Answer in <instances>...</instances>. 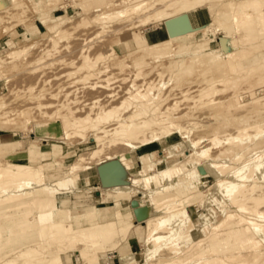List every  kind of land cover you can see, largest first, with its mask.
<instances>
[{
	"label": "rangeland",
	"instance_id": "1",
	"mask_svg": "<svg viewBox=\"0 0 264 264\" xmlns=\"http://www.w3.org/2000/svg\"><path fill=\"white\" fill-rule=\"evenodd\" d=\"M202 1L193 0L184 6H180L176 11L178 15L187 14L192 22L191 27L184 33V36L192 30L197 31L198 28L212 23L213 15L207 10L206 6H200ZM221 1L235 2L239 0ZM128 2L129 0H0V95L5 96L7 104L17 109V111L26 110L27 106L22 104L26 99L23 87L33 83L38 78L51 81L45 88H52V91L55 90L58 84L62 83L61 85L64 86L67 82L68 77L65 76V73L72 72V69L61 64L38 69L35 73L29 71L34 66L40 51L49 47L54 33L64 28L66 31L69 29L67 33L70 31L72 34L70 40L63 41L57 46V51L53 53L52 58H64L67 62L74 61L78 65L79 60L70 52L79 47L82 40L94 37L97 32L101 31L103 25L100 22L97 23L95 17L104 15L109 11L122 10ZM17 4L20 7H17ZM52 10H55L53 14H49ZM213 14H219V6L214 8ZM219 19L224 33L217 31L209 39H203L201 34L190 39L179 38L175 42L176 49L169 56L158 60L142 58L133 52L135 48L143 45L157 44L167 40L168 34L165 23L151 22L147 24L148 26L139 25L132 30H127L124 26L130 21L115 20L107 22L105 25L111 27L108 28L110 32L106 30L108 31L107 33L93 40V46L96 49L102 48V50L107 51L108 45L114 49L113 56L105 63L111 65V70L115 74L116 79L111 82L110 88L103 90V92L120 95L125 86H138V82L141 81V79H135V72L138 71H140L139 78L141 77L155 83L159 82V78L155 74L160 72L162 75L161 89L163 91L169 90L170 83L168 79L175 72L172 69H168V63H178L181 58L188 57L191 54L192 47L197 49L196 65L193 67L192 78L188 79V82L187 79L184 80L185 85L183 87L187 83H191L190 86L193 87V90L198 87L206 88L209 86L210 81L220 77L222 72V70L216 71L215 62L212 63L207 58V56L223 57L220 56L221 52L219 53L218 50V43L221 38L225 36L228 39H232L233 36L245 37L250 36L254 32L253 26L244 32H237L230 12L219 15ZM118 28L122 30L115 32L114 30ZM153 34H155V37H152ZM237 49L238 47L235 48V51ZM259 50H264V47L259 48ZM13 52L20 54L16 57H11L10 54ZM117 59L126 63L127 66L120 69L113 65ZM251 59V56H246L244 63L247 64ZM263 66L264 59L259 58L258 64L253 69L248 68L243 74L230 78L240 79L239 88H245L248 83L257 81L260 76L258 70ZM24 68L26 69L25 71H23ZM54 78H59V80H52ZM37 87H40V83ZM216 88L218 90L223 89L225 85L220 84ZM14 89H16L15 91L20 90L18 92L19 95L12 94ZM261 89L264 90V87H261ZM85 92L88 94L87 91ZM232 94L233 90L229 88L222 93H212L209 106L200 104L191 110L192 103L182 97L183 102L179 105L177 114L184 115L180 122L184 125L186 123L185 126L189 129L187 140L177 134H173L172 137L166 139L163 147L154 144L149 148H141L138 143L130 145L119 143L110 149L104 150L99 156L93 157L90 156L91 151L97 147L90 134V136L88 135L82 140L76 137L62 140L59 132L57 137H60L56 140L42 138L41 141H36L34 138L35 133L34 135L29 134V123L25 119H22L12 129H0V145L16 142L22 146H27L33 142L35 143L33 144L35 151L45 154L47 159L38 158L32 164L38 165L42 163L45 167L47 178L61 179L65 177L61 174L63 167L69 164H77L80 157L87 159L89 156L91 159V161L83 162L80 169L81 173H79L78 177H69L65 186L56 192L50 190L48 194L50 200L47 202L38 204L35 207L31 204V199H24L26 204L23 206L20 215L23 218L25 217L26 221L31 220L30 222L35 224L32 226L28 225V230L32 233L30 240L37 242L39 239L36 233L41 229V225L46 224V221L39 223L38 214L40 211H52L53 221L61 223L62 227L71 225L73 229L82 227L88 228L86 231L94 229L96 214L93 206H101L99 205V199L103 197L100 180L96 173V165L105 161L108 155V161L116 162L114 165L116 166L115 169L119 171L118 173L121 175L120 172L125 171L128 173V178L116 184L119 185L117 186L116 195L106 192L104 197L107 198L108 202L102 205H112L115 210L121 211L126 223H129L131 219L134 220V211L131 207L133 203L137 206L134 209L145 208L146 206L148 209L146 212L149 211L147 217H152L151 211H155V217H162L164 225L156 232L154 240L148 247L141 245L145 242L144 225H137L133 229V233H130L128 238L121 243L116 254L110 250L107 253L99 254V257L91 255L93 264H197L207 258L208 254L198 253V248L213 233L215 225L222 223L219 230H223L229 223L249 217L253 212L252 205L247 208H236L231 204L234 199H240L243 195H246V193H243L244 191L222 190L220 193L216 192V194L218 193L217 195L214 193L216 195L214 196L208 191L209 187L217 182L223 184L226 181L236 180L233 173L239 172L238 169L243 168L248 159L259 151L264 156V128L258 135H255L253 131L248 133L249 137L261 139L262 144L259 150L248 153L236 164L232 159L237 153L230 152L223 157L220 156V153L225 149V140L229 137H235L239 127L245 126V123L249 125L250 123L264 120V115L251 121L240 119L239 115L243 113V109L229 113L223 112L225 109L221 110L220 107L224 102L228 101L227 99ZM92 97V95H88L86 99L81 98V100L88 102ZM58 100H62V97L57 98L52 103H56ZM187 114L190 115L188 116ZM187 122H194L195 124L188 125ZM165 147H167V152L169 153L166 158L163 157L164 153L158 154L161 148ZM121 152L123 155H119ZM144 154L148 155V157L137 158ZM188 154L192 156L186 158L184 155ZM167 159L169 160L168 164L177 163L175 164L176 166H172V169L165 171L167 170L165 168ZM257 159H260V157L257 156ZM143 161H151L152 163L141 166ZM211 164L216 168H211ZM198 166L205 168L203 174L197 172L196 168ZM54 169L59 172L54 174ZM189 170H192V172L185 177V171ZM144 176L149 181L144 178L143 186H140L139 183L131 182L132 177L143 178ZM92 177L98 178L99 184L97 187L91 183ZM155 178H158L157 181L154 180ZM115 180L121 181L120 176H117ZM257 183L260 185V181H257ZM165 186L168 187V191L171 192L172 196L167 200H163L156 207L149 206L144 196V191H161ZM96 192L100 193L98 199L95 198ZM253 192L254 188L249 192V195H252ZM161 194L164 196L167 193ZM20 200L23 202L22 199ZM14 204H17V202L11 205ZM263 207V205H258L256 211H261ZM170 208L172 209L170 210ZM212 210L216 211V215ZM110 211L112 209H109V213ZM255 220L257 225H264V217L255 218ZM9 221V218H1L0 229L4 230L7 228ZM115 225L111 222L107 226L109 230H95L101 244L106 247L110 246L113 248L124 237V231L120 232ZM239 227L244 231L239 241L246 244L236 248L240 250L237 253L248 256L245 261H241L239 264H264V253L263 255L257 253L258 250L264 251L262 232L249 227L245 222L240 223ZM199 229H202V233ZM43 234L46 236L44 237L46 241H48L47 229L43 231ZM62 235L61 231L56 237L62 238ZM184 236L190 238V241L182 246L180 243L185 238ZM132 239H136L139 242V248L133 254L130 251V241ZM30 240H28V243ZM25 244L27 245V242ZM71 246L72 249L70 247L65 253L60 255L62 264H83L76 257L75 251L81 253L84 251V247L79 243H73ZM242 248L246 249L242 250ZM94 251H97L96 248L84 252L91 253ZM5 252L6 250L1 252L0 255L2 256ZM53 253H56V251H53ZM132 257H134L133 260Z\"/></svg>",
	"mask_w": 264,
	"mask_h": 264
},
{
	"label": "bare ground",
	"instance_id": "2",
	"mask_svg": "<svg viewBox=\"0 0 264 264\" xmlns=\"http://www.w3.org/2000/svg\"><path fill=\"white\" fill-rule=\"evenodd\" d=\"M191 1L193 0H129L122 10L109 11L104 15L96 16V22H100L103 25L101 31L97 32L94 37L82 40L79 47L70 52L79 60L78 65L74 61L67 62L64 58H52L53 53L57 51V46L63 41L70 40L72 34L70 31L67 33L69 29L66 31L64 28L54 33L49 47L40 51L34 66L29 71L35 73L38 69L61 64L72 69V72L65 73V76L68 77L67 82L64 86L61 85L62 83L58 84L54 91H52V88H45L47 84L51 83L48 79L42 80L38 78L33 83L26 85L23 87L26 99L22 104L27 106V109L21 111L12 108L5 101V96L0 95V129H12L22 119H25L29 123L28 131L30 133L27 132L30 135L35 133L34 138L36 141H41L42 138L56 140L60 137H57L59 132L62 140L72 137L82 140V138L88 137L90 134L97 147L91 151L90 156L95 157L119 143H127L129 145L138 143L142 147L152 143H162L165 138L171 137L173 134H177L187 140L189 129L185 126L186 123L184 125L180 122L184 115L177 114L179 105L183 102L182 97L192 103L191 110L200 104L209 106L212 93H222L229 88L233 90V94L220 107L221 110L225 109L223 112L229 113L243 109V113L239 117L244 121L255 120L263 116L264 90L261 87H264V66L258 70L260 76L257 81L248 83L245 88H239L240 79L230 77L239 76L246 72L248 68L253 69L258 64L259 58L264 59V54H262L264 50H259V48L264 47V0H239L235 2L203 0L200 6H206L207 10L213 15L212 23L198 28L197 31L192 30L184 36V33L191 27L192 22L187 14L178 15L176 11L180 6H184ZM16 6L20 7L19 4ZM216 6H219V14H213ZM227 12L231 13L233 25L237 32H244L252 26L254 27V32L250 36L245 37L233 36L232 39H228L225 36L221 38L218 43V50L219 53L221 52L220 56L223 57L207 56V58L212 63L215 62L216 71L222 70V72L220 77L211 80L206 88L198 87L193 90V87L190 86L191 83H187L183 87L185 85L184 80L187 79L188 82V79L192 78L193 67L196 65L197 49L192 47L191 54L188 57L181 58L178 63H168V69H172L175 72L168 79L170 83L169 90L163 91L161 89L162 75L160 72L155 74L159 78V82L155 83L141 77L139 78L140 71H138L135 72V79H141L138 82V86L127 85L120 95L103 92V90H108L111 82L116 79L115 74L111 70V65L105 63L113 56L114 49L110 45H108L107 51L102 50V48L96 49L93 46V40L108 32L106 30H109L110 26L107 27L105 25L107 22L115 20L130 21L124 26L127 30H132L139 25L148 26L147 24L151 22L165 23L168 34L167 40L157 44L143 45L135 48L133 52L142 58L158 60L169 56L176 49L175 42L179 38L190 39L201 34L203 39H209L217 31L224 33L219 22V15H224ZM121 30L118 28L114 31L119 32ZM237 47L238 49L235 51ZM19 54L13 52L10 56L16 57ZM246 56L252 57L247 64L244 63ZM118 60L120 59L114 61L113 65L120 69L127 66L126 63ZM25 68L23 71L27 69ZM52 80H59V78ZM39 83L40 87H37ZM220 84L225 85V88L218 90L216 86ZM257 85L259 86L256 87ZM15 90H12V94L19 95L18 92L20 90ZM92 92L93 94H91ZM88 95L93 96L88 102L81 100V98L86 99ZM59 97H62V100L52 103ZM193 123L187 122L188 125H193ZM263 128L264 120L256 121L249 125L245 123V126L238 128L235 137H229L225 140V149L220 153V156L223 157L230 152L237 153L232 159L236 164L248 153L259 150L262 144L261 139L249 137L248 133L253 131L255 135H258ZM33 144L35 143L22 146L15 142L0 145V219L4 217L10 219L8 223L6 222L7 228L4 230L0 229V253L6 250L5 254L0 255V264H62L61 253H65L70 247L72 249L71 244L73 243H79L84 247V251L96 248L97 251H94L95 253L75 251L76 257L83 264H93L91 255L99 257V254L107 253L110 250L116 254L121 243L128 238L130 233H133V229L139 224L144 225L145 242L141 245L150 246L156 232L163 227L164 219L155 217V211H151L152 217H147L149 211L146 212L148 210L146 206L145 208L134 209V207H137L135 203L131 206L134 211V220L131 219L129 223H126L121 211L115 210L112 205L102 209L94 208L96 221L93 225L94 229H89V231H86L88 228L85 229L84 227L73 229L71 225L62 227L61 223L53 221L52 211H40L38 214L39 223L46 221V224L41 225V229L36 233L39 240L32 242L30 240L32 233L29 232L28 225L32 226L35 224L30 222L31 220L26 221L25 217L23 218L20 215L23 206L26 204L24 199H31V204L35 207L38 204L47 202L50 200L48 195L50 190L56 192L65 186L69 177H78L79 173H81L80 169L83 162L91 161L89 156L87 159L80 157L77 164H69L63 167L61 174L65 177L61 179L47 178L45 167L42 163L38 165L32 164L35 159H47L45 154L35 151ZM160 153H164V158L169 156L167 148H163L158 152V154ZM260 154V151L254 154L252 158L245 162L243 168L238 169L239 172L233 173L236 180L226 181L223 184L217 182L209 187L208 191L213 195L216 192L220 193L222 190L244 191L243 193H246V195H243L240 199H234L231 204L236 208H247L252 205L253 212L249 217L229 223L223 230H219L222 223L216 224L213 233L198 248V253H206L208 257L197 264H239V262L245 261L248 256H244L242 253L238 254L237 252L240 250L236 249L246 244L239 241L240 236L244 232L239 227L242 222H245L253 229L261 231L264 238V225H257L255 220V218L264 217V207L261 211H256L258 205L264 206V156L262 154L260 156ZM119 155H123V153L121 152ZM184 156L188 158L192 155ZM257 156L260 159H257ZM107 159L108 155L106 156ZM106 160L96 165L97 175L99 171L106 183L105 187L101 186L103 197L100 202L103 203H107V198L104 197L106 192L116 195L117 186H119L116 184L128 178L127 172H120L121 175L118 173L119 171L115 169L116 166L114 165L116 162ZM168 161L167 159L165 166L167 170L165 171L172 169V166L177 163L168 164ZM146 162L143 161L141 166L152 163L151 161ZM210 167L216 168L213 164ZM196 170L203 174L205 168L198 166ZM53 171L54 174L59 172L57 169ZM216 171L219 172L218 170ZM190 172L192 170L185 171L184 176L186 177ZM117 176H120L121 181L115 180ZM144 178L149 181L144 176L143 178L132 177L131 182L139 183L140 186H143ZM157 179L155 178L154 180L157 181ZM257 181H260V185H258ZM253 188V194L249 195ZM161 193L167 194L163 196ZM144 196L149 206L156 207L163 200L169 199L172 194L168 191V187L165 186L161 191L152 192L151 190H145ZM16 202L17 204L11 205ZM109 209H112L110 213ZM212 212L216 215V211L212 210ZM111 222L116 224V229L120 232L124 231L123 239L115 244L113 248L101 244L95 231L109 230L107 226ZM45 229H47L48 241L44 238L46 237L43 234ZM201 230L199 229L200 232ZM61 231L63 233L62 238H57V234ZM28 240H30L29 243ZM189 241L190 238L185 237L180 244L184 246ZM24 242H27V245ZM245 249L242 248V250ZM53 251H56V253H53ZM257 253L263 255L264 251L258 250ZM133 259L134 257H132Z\"/></svg>",
	"mask_w": 264,
	"mask_h": 264
},
{
	"label": "crops",
	"instance_id": "3",
	"mask_svg": "<svg viewBox=\"0 0 264 264\" xmlns=\"http://www.w3.org/2000/svg\"><path fill=\"white\" fill-rule=\"evenodd\" d=\"M69 7V6H68ZM58 9H60V8H58ZM61 10V9H60ZM67 10V9H66ZM55 10H52V11H50L49 12V14H53V12H54ZM63 11V10H62ZM64 13V12H63ZM208 15V14H207ZM208 18H209V16H208ZM191 20V19H190ZM166 33V32H165ZM155 34H153L152 35V37H155L154 36ZM157 35V34H156ZM145 38V37H144ZM145 40H146V38H145ZM172 137V136H171ZM169 138V137H168ZM168 138H165L164 140H163V142L162 143H152V144H149V145H146V146H143V147H141V148H149V147H152L154 144H157V145H159V146H162L163 147V145L165 146V143H166V139H168ZM165 148H167V147H165ZM140 149V148H139ZM161 150H162V148H161ZM146 156H148V155H146V154H144V155H142V156H138L137 158L139 159V158H145ZM125 167V166H124ZM126 169V168H125ZM127 171V170H126ZM97 173V172H96ZM96 176V175H95ZM91 183L92 184H95L96 185V187L98 186V184H99V182H98V178L97 177H92L91 178ZM100 197V193L99 192H96V194H95V198L96 199H98ZM101 199V198H100ZM100 199H99V205H101V206H98V207H95V206H93V208H95V209H102V208H107V207H109V205H102V204H106V203H103V202H100ZM97 202V201H96ZM108 202V201H107ZM139 242L136 240V239H132L131 241H130V251H131V253L133 254L134 253V251L136 250V249H138L139 248V244H138ZM115 264V263H114Z\"/></svg>",
	"mask_w": 264,
	"mask_h": 264
},
{
	"label": "water",
	"instance_id": "4",
	"mask_svg": "<svg viewBox=\"0 0 264 264\" xmlns=\"http://www.w3.org/2000/svg\"><path fill=\"white\" fill-rule=\"evenodd\" d=\"M98 177H99V180H100V184L102 187H105L106 186V183L102 177V175L100 174V172L98 171Z\"/></svg>",
	"mask_w": 264,
	"mask_h": 264
}]
</instances>
